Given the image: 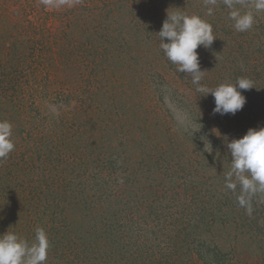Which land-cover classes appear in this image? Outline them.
<instances>
[{
    "label": "rangeland",
    "instance_id": "374dc122",
    "mask_svg": "<svg viewBox=\"0 0 264 264\" xmlns=\"http://www.w3.org/2000/svg\"><path fill=\"white\" fill-rule=\"evenodd\" d=\"M89 5L93 10L85 11ZM167 11L197 14L213 26L217 38L209 48L196 50L205 70L202 84L213 83L226 67L253 81L254 87L242 92L246 103L234 115L214 114V98L200 96L191 77L179 73L165 56L158 32ZM228 11L222 0L212 16L205 15L203 0H74L71 7L61 8H45L39 0H0V30L7 33L3 36L14 34L17 22L29 36L14 41L15 50L0 47L3 107L22 98L28 102L25 113L23 106H16L19 116L0 115L12 124L15 145L8 158L0 160V191L7 190L0 195V209L23 208L13 222L18 235L29 242L36 228L47 232L46 264H62V256H67L68 264H86L80 260L79 239L85 229L80 219L89 216L86 207L96 214V221L89 217L94 228L109 235L119 229L127 245L135 242L129 235L143 229L147 233L137 241L146 250L143 257L151 260L154 253L160 261V253L173 250L166 248V238L176 239L174 226L168 224L170 213L194 204L197 191L211 188L215 177L228 170L231 156L226 154L225 137L240 138L249 128L264 127V12L253 10L252 29L237 32ZM100 18L105 24L98 22ZM87 24L97 28L83 35L80 27ZM108 25L110 30H103ZM12 40L1 38L0 46ZM197 110L201 118L195 115ZM186 133L196 139L205 134L195 142L183 136ZM215 150L218 157L211 155ZM149 157L174 174L173 183L161 182L157 188L156 179L143 175H150L144 163ZM140 163L144 169L136 179L130 173ZM51 184L60 187L52 192ZM151 185L155 200L146 197ZM52 200L62 207L50 219L45 204ZM77 201L84 206L77 210L78 218ZM193 248L194 254L207 251ZM112 250L114 258L123 252L107 247L96 252V258Z\"/></svg>",
    "mask_w": 264,
    "mask_h": 264
},
{
    "label": "trees",
    "instance_id": "16d2710c",
    "mask_svg": "<svg viewBox=\"0 0 264 264\" xmlns=\"http://www.w3.org/2000/svg\"><path fill=\"white\" fill-rule=\"evenodd\" d=\"M153 1V0H152ZM86 10L90 11L93 10L92 6H84L83 7ZM105 20L99 19L100 24H105ZM20 27V26H19ZM14 28V26H13ZM97 28L96 26H91L89 24L87 25H81L80 30L83 32V35H88V33H93V29ZM20 29V30H19ZM110 30V26L108 25L103 30ZM19 30V31H18ZM24 28H18V22H17V28L15 29V32H10L11 35L3 36L7 34L6 32H2L0 30V39L1 38H7L9 39H15L11 42H8V45L1 43V49L5 48L6 50H13L17 46L14 41L19 40L23 37V40H26L29 36L24 35ZM8 32V30H7ZM102 34L100 33L99 36ZM26 37V38H25ZM22 40V41H23ZM24 42V41H23ZM242 44H240L241 46ZM10 46V48H9ZM233 47L230 46V48ZM15 50V49H14ZM224 50H227V48H224ZM8 51V52H9ZM244 52V51H242ZM20 51H18V54ZM19 60V57H17ZM203 58V56H202ZM200 59V58H199ZM205 61L206 58H203ZM229 67L225 68V72L222 70V74L220 76L217 75L215 77V81L213 83H208V87H215V85H219V83L227 81L226 83H233L239 78L240 76H243V74H235L234 72H229ZM247 75H244L247 78ZM251 78V76H249ZM191 80V79H190ZM210 82V81H209ZM217 82V83H216ZM182 100L185 102V104H188V99L185 98L184 95L181 96ZM208 99H212L213 96L211 93H209L206 96ZM204 96V99H206ZM24 98L20 99V102H17L15 105H10V101H7V105L9 104V108L3 107L4 104H6V97L0 96V115L3 119H6L8 116H11L12 114H18V116L21 114V109L16 108V106H23L24 113L25 108L28 105H25ZM16 103V102H15ZM31 105V104H30ZM33 107V104L32 106ZM22 109V110H23ZM195 115H198L200 118L202 115L197 110V113ZM224 116V115H223ZM204 119V118H202ZM253 119V118H252ZM1 120V118H0ZM207 129V128H206ZM180 130V129H179ZM181 132L183 130H180ZM208 138H211L213 134L209 133L208 129L205 132ZM205 133H202L201 137L199 138H191L188 133L184 134L183 136L193 139L195 142L200 141ZM195 137V136H194ZM217 138H212L211 140H216ZM218 141L216 144H218ZM170 145L174 144L172 140L169 142ZM215 154H211L213 157L219 156V150ZM227 155L229 153H226ZM152 159L149 157L144 162L148 168L147 172L149 174H143L146 177H151L153 180H157V188L158 185L163 183H173L174 174H171L169 172H166V168L160 165L159 162H150L149 160ZM215 160L212 159L211 162H214ZM216 162V161H215ZM144 168L140 165L137 167V169H134L131 171L130 175H133L134 177H137L141 174V171ZM11 174L14 175L15 172L10 171ZM152 175V176H151ZM142 177V175H140ZM139 178V177H138ZM216 180L211 183L212 187L208 188L204 192L201 190H198L196 193V199L197 201L194 202V204H190L189 206H183L179 208V211L175 214V211L173 213H170L169 218L171 220L168 221V224L173 227V230H175L176 239L169 241L167 237L166 238V248H172L169 249L167 252L160 253L161 260H156L157 255L152 254L149 256L150 259H146L143 257L142 253H145L146 250L144 249L143 245L138 243L139 238L144 236L147 232H145L143 229L140 230L138 234L134 235V232L129 235V239L134 238V243L129 242L128 245L120 239L122 235V232L117 229L115 232L112 233V235L107 234V232L102 231L101 229L94 228V224L92 223V220H89V217L95 220V213H93L91 207H86V210L88 211L87 215H83L80 221L84 225V231L83 235L80 236V240L82 241L83 247H82V255L80 257V260L84 263L86 261V264H93L94 259L100 260V264H120L123 261L126 263H134V264H177L180 262V264H213L211 259L213 258L215 261V264H264V203H258L259 197H256L253 199V214L251 216L246 214L245 209L241 208L236 200V195L233 194L232 191L226 189L224 187V175L221 174L218 177H215ZM7 188V186H5ZM60 186H57V184H51L50 189L52 192L59 189ZM145 187V186H144ZM147 187V186H146ZM151 193L147 192L146 197H149L154 195V187L153 185L147 187ZM14 190V189H13ZM12 190V191H13ZM140 190V189H139ZM7 190L0 191V195L2 193H6ZM237 192H239V188H237ZM45 193V191H43ZM160 198V195H158ZM157 196V197H158ZM54 199V197H53ZM141 198L138 201H141ZM146 199V198H145ZM153 199H156V196H153ZM138 201H136L138 203ZM47 209L46 216H48L50 219H53L54 216H56L59 213V210L61 209V205L59 203L55 204L54 200L50 202V204H45ZM24 207V206H23ZM82 202L80 203L77 201V206L75 207V213L78 209L83 208ZM11 209V210H10ZM19 209H23L21 207L12 206V208H4L0 209V226L1 222L3 223L4 220L7 218V221L5 222V226L3 224V230L0 232V234L6 232V231H12L18 234L17 226L14 224V214L19 212ZM187 210H190L188 212ZM185 213L188 214L185 216ZM61 214V212H60ZM174 214V218H173ZM38 220L41 221L42 218L39 214H37ZM86 217L88 221L86 222ZM173 218V219H172ZM74 219L76 220L75 216ZM52 221V220H51ZM96 221V220H95ZM54 222V221H52ZM138 225L137 219L135 222ZM0 228V229H2ZM58 228L60 230V227H54ZM58 230V232H59ZM1 231V230H0ZM86 232L87 237L84 236V233ZM118 232V233H117ZM121 233V235L119 234ZM162 232L164 234V229L162 227ZM131 236V238H130ZM166 237V235L164 234ZM175 237V236H174ZM242 237V240L240 241ZM245 237V239L243 238ZM247 237V238H246ZM122 241V242H120ZM232 241L235 242V245L231 246L229 244H232ZM62 242V240H60ZM71 243H76V241H72ZM240 243L242 244V248L240 246ZM116 246L119 249V252H122L119 257L114 258L113 253L114 250H112L110 253L106 254L105 256H99L96 254V252H102L107 247ZM189 247V249L187 248ZM71 246H68L70 248ZM73 247V246H72ZM71 247V249H72ZM193 247L204 249L206 248V253H192ZM66 251V247H63ZM245 248V249H243ZM70 249V250H71ZM125 249L129 251L128 256L124 254ZM109 251V250H107ZM225 252V253H224ZM64 255H66L65 252H62ZM61 253V255H62ZM213 253L215 254L214 257L209 258V254L213 256ZM173 254L176 255V257L173 256ZM67 256H62V264H68ZM72 262V261H71ZM125 263V264H126ZM95 264V263H94Z\"/></svg>",
    "mask_w": 264,
    "mask_h": 264
},
{
    "label": "clouds",
    "instance_id": "9594fccd",
    "mask_svg": "<svg viewBox=\"0 0 264 264\" xmlns=\"http://www.w3.org/2000/svg\"><path fill=\"white\" fill-rule=\"evenodd\" d=\"M39 2L45 8H61L66 5L71 7L74 0ZM203 3L206 8L205 15L212 16L218 0H203ZM222 3L229 10L228 18L237 32L252 29L256 19L254 11L264 12V0H222ZM158 36L160 47L167 59L176 65L179 73L183 72L191 77L192 84L196 86L195 91L200 96L212 94L214 114L234 115L243 108L246 97L242 92L254 87L251 79L239 77L234 84L221 83L215 88L201 83L205 70L200 68L196 50L199 46L209 48L217 38L213 34L211 23L197 14L167 11ZM11 137L12 124L8 120H0V160L8 158L14 150ZM225 141L231 160L224 173V187L236 195L238 205L251 216L254 211L253 199L259 197L257 202L264 203V127L249 128L242 137L231 140L225 137ZM48 248V234L42 227L36 228L31 242L15 232L6 231L0 234V264H46Z\"/></svg>",
    "mask_w": 264,
    "mask_h": 264
}]
</instances>
